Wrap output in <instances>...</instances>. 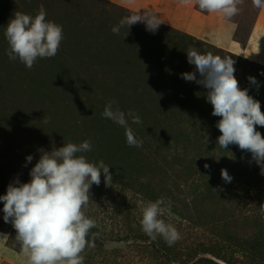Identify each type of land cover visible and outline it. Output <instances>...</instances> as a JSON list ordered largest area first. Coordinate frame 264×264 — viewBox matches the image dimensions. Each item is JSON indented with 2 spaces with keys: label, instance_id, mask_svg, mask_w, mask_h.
<instances>
[{
  "label": "rangeland",
  "instance_id": "obj_1",
  "mask_svg": "<svg viewBox=\"0 0 264 264\" xmlns=\"http://www.w3.org/2000/svg\"><path fill=\"white\" fill-rule=\"evenodd\" d=\"M34 2L28 14L35 15L42 5L47 19L64 27V39L53 59H39L28 69L19 61H10L3 52L8 48L2 43L7 42L3 35L7 21L6 16L0 17V53L5 58H0V195L16 179L21 183L30 180L29 172L39 160L41 149L50 152L63 146L62 137L54 141L58 128L77 125L81 134L82 127H89L97 137L90 133L93 148L86 157L96 163L103 160L110 166L112 185L106 186L101 174L100 185L90 189L93 203H89L86 213L96 220L97 227L91 232L97 235L95 246L86 249L85 264H264L254 253L247 254L248 248L246 252L234 250L231 255L225 241L230 227L224 226L229 214L231 222L236 215L238 219L232 222L231 230L236 232L237 242L256 239L253 237L258 230L241 223L242 218L264 222V212L260 210L264 203V175L250 153L236 145L219 148L217 137L221 133L215 125L220 118L211 114L206 89L181 78L182 73L195 71L187 62L189 46L217 55L228 54L235 60L234 75L239 87L248 90L251 83L247 78L254 77L259 86L263 85L255 88L263 90V99L264 7L257 8L251 0H244L240 14L232 22L211 13L208 38L222 21L219 33L232 30V43L237 47L245 44L240 45L242 49L257 24L258 38L247 53L219 47L228 40L221 43L218 39L210 47L163 24L155 33L147 31L143 23L128 30L124 27L116 37L128 46L124 53L127 55H122L125 58L118 66L110 64L103 75L97 64L86 59L83 40H79L83 26L91 18L110 22L108 26L117 24L131 10L98 0ZM257 43L258 53L246 58L249 52L256 51ZM50 60L63 63L65 74L57 79L50 74ZM113 67L116 71L110 77ZM109 100H115L114 107L125 113H139L142 123L129 121V125L136 138L142 140L141 147L126 149L124 129L102 117ZM256 130L264 137V127L256 126ZM28 155L33 157L30 163L26 161ZM222 169L232 177L230 183L222 179ZM160 197L171 200V223L181 234L171 247L161 238L151 240L139 225L140 205ZM246 203L251 204L244 208ZM2 209L0 201V235H6L0 237V264H26L15 240V229L10 222H4ZM89 239L92 240L91 233ZM263 241L256 242L253 249L257 250ZM6 252L13 253L7 261L3 259ZM261 255L264 257V244L260 258Z\"/></svg>",
  "mask_w": 264,
  "mask_h": 264
},
{
  "label": "clouds",
  "instance_id": "obj_2",
  "mask_svg": "<svg viewBox=\"0 0 264 264\" xmlns=\"http://www.w3.org/2000/svg\"><path fill=\"white\" fill-rule=\"evenodd\" d=\"M181 4H193L202 13H217L221 19L232 22L240 14L244 0H179ZM253 6L264 7V0H251ZM143 23L145 29L155 33L164 21L151 9L128 12L111 31L119 34ZM235 24L233 23V29ZM4 38L8 48L6 54L10 61H19L32 69L39 59L54 57L64 39L63 27L47 19L41 5L35 15L15 12L4 27ZM233 36V31L225 29L217 34L221 43ZM249 52L247 58L252 53ZM187 62L194 66V72L181 74L186 81H194L206 89V101L212 106L211 114L220 119L215 127L221 133L217 137L220 149L236 145L251 154L252 161L260 167L264 175V137L256 126L264 127V113L260 102L241 89L235 78V60L228 54L217 55L207 49L189 46L186 49ZM239 55V54H238ZM197 73L199 78H197ZM251 84L259 87L254 77H248ZM115 100H109L101 113L124 129L125 140L130 147H141L142 140L136 138L129 125L141 124L139 113L122 111ZM47 123L48 119L44 118ZM93 148L90 140L80 143L67 142L52 151L40 150L39 160L29 172L30 180L21 183L16 179L7 186L6 193L0 195L3 202V220L15 229V240L20 245V255L26 264H85L86 249L95 246L97 227L94 218L86 213L91 201L90 189L99 186L101 174L106 186L112 185L109 165L103 160L98 163L88 160L85 153ZM33 157L28 155L27 162ZM205 167H208L205 165ZM221 177L230 183L232 177L227 170H221ZM93 203V202H92ZM172 202L163 197L147 201L139 207L141 230L156 241L158 238L169 246L181 239L177 227L171 223L174 214ZM264 212V203L260 205ZM136 225L133 224V228ZM92 235V240L89 235ZM6 235H0L3 237Z\"/></svg>",
  "mask_w": 264,
  "mask_h": 264
},
{
  "label": "trees",
  "instance_id": "obj_3",
  "mask_svg": "<svg viewBox=\"0 0 264 264\" xmlns=\"http://www.w3.org/2000/svg\"><path fill=\"white\" fill-rule=\"evenodd\" d=\"M99 3H103L106 4V0H98ZM106 1V2H105ZM34 0H0V17H5V21H8L13 17V15L15 14V12H17L20 9H23V11H19V12H23V13H30L32 12V8H34ZM112 4L109 2V5ZM114 5V4H112ZM194 9L196 11H198L199 13L201 11H199L195 6ZM128 11V10H127ZM201 14H206V13H202ZM1 19V18H0ZM4 19L2 20V22H4ZM65 21V20H64ZM119 22V21H118ZM117 22V24H118ZM87 25L84 27L81 31L82 35L79 37V40H83V44L81 45L83 46L84 51L86 52L88 58V63H93L97 64V67L101 69V71L103 72V75L107 74V70H108V66L110 64H113L115 66H118V62H120V60H122L123 57L122 55L126 56L127 54H124L127 50H128V46L124 45L123 43H120L118 41V37H116V34H114L111 29L113 26L117 25L116 23H112L111 26H108L109 23L106 21H102L101 20H97L96 18H91V20L86 21ZM5 24V23H3ZM63 27V26H62ZM75 30V25H73L72 27ZM79 28V26L77 27V29ZM63 30L65 31L64 27ZM172 30L176 33L181 34L183 37H191V38H195L189 34H186L184 32H181L179 30L173 29ZM4 31V28H3ZM250 31V30H249ZM250 35V32L247 35V40L248 37ZM197 39V38H195ZM246 40V42H247ZM197 41H200L201 43L205 44V45H209L211 47V44L199 40L197 39ZM234 41V40H232ZM85 42V43H84ZM238 42V41H235ZM3 44H7V42H2ZM241 46H245V44H241ZM8 47V45H7ZM3 52L6 54V50H3ZM7 56V54H6ZM239 57V56H237ZM0 58H3L5 60V58L3 57V55L0 53ZM54 58V57H53ZM52 58V59H53ZM240 59H244L242 57H239ZM55 60H50L51 64L47 67L48 70L50 71V74H52L56 79L60 76V75H64L65 74V67L63 65V63L61 62H54ZM116 68L113 67V72L110 71V74L112 77L115 74ZM173 74H175L172 71ZM92 78H89V80H91ZM248 80V78H247ZM264 80V77H263ZM253 85V84H252ZM263 87V85L260 83V86H251V84L249 85L248 88V94L251 95L254 99L258 100L260 102V106H261V112L264 113V98L262 99L261 90H257L255 88H261ZM44 88H41L40 91H43ZM259 93V95L257 94ZM263 100V101H262ZM218 130V129H217ZM58 132L57 136H55L54 141L59 140V137H62L61 139V143H67V142H73V143H80L84 140H90L92 142L93 139L90 138V133L91 130L90 128H85L82 127V132L81 134L79 133L80 129L77 128V125L73 126V125H69L66 126L64 129L63 127H60L56 130ZM219 131V130H218ZM56 132V133H57ZM93 134V133H92ZM216 135V132H215ZM93 137H97V135L93 134ZM94 138V139H95ZM53 142V141H52ZM62 144V145H63ZM126 149L129 150V146H126ZM84 155H87L86 153ZM251 203H246L244 205V208L247 205H250ZM234 214V213H233ZM229 220L226 222V225H224L225 227H230V230L228 229L227 232H225V236L226 239L223 237L222 240L225 239V241L227 242V244L230 246V250H228L229 253H231L234 250H242L245 251L244 249L248 248L250 251L246 252L247 254L250 253H254L255 257H257L258 259H260L261 261H264V257L262 256L261 258L260 256V250H261V246H263V244L257 245V247H259L257 250L253 249L254 245L256 244V242H259L261 239L264 240V222L263 221H251L248 218H242V225H246L247 227H249V225L253 226L254 228H256L258 231H255L256 235L253 237L256 239L253 242H242L240 244L241 241L235 239L237 236L236 232H234V230H231V227L233 226L232 222H235L238 218L235 217L233 218L232 222L230 221V214H229ZM229 224V226H228ZM257 240V241H256ZM264 242V241H263ZM231 244V245H230Z\"/></svg>",
  "mask_w": 264,
  "mask_h": 264
},
{
  "label": "crops",
  "instance_id": "obj_4",
  "mask_svg": "<svg viewBox=\"0 0 264 264\" xmlns=\"http://www.w3.org/2000/svg\"><path fill=\"white\" fill-rule=\"evenodd\" d=\"M118 5L125 7L131 11L140 9H151L153 12L157 13L159 17L164 21L163 25H167L173 29L179 30L186 34H189L197 39L205 41L209 44L217 43V34L219 33V26H222V21L217 27L216 31H213L211 37L210 35V24L211 23V13L205 15L200 14L194 9L193 4H181L179 0H107ZM218 16V14L216 13ZM257 23V22H256ZM257 24H255L252 34L248 40L246 48L242 49L240 45L238 47L235 43H232L231 39H228L226 45L219 46L220 48H229L235 52V49H239L240 53H247L248 49L251 48V43L254 42L255 38H258ZM261 26V24H260ZM11 253V252H10ZM13 254V253H12ZM12 254H4V260L7 261L8 256L12 257ZM15 257V256H14ZM2 258V257H1ZM0 258V261L2 260Z\"/></svg>",
  "mask_w": 264,
  "mask_h": 264
}]
</instances>
